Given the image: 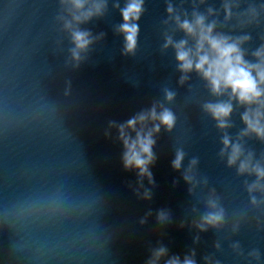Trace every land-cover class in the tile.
<instances>
[{
    "label": "clouds",
    "instance_id": "9594fccd",
    "mask_svg": "<svg viewBox=\"0 0 264 264\" xmlns=\"http://www.w3.org/2000/svg\"><path fill=\"white\" fill-rule=\"evenodd\" d=\"M167 16L161 21L162 25H174V29L182 32L184 38L173 39L171 34L165 32L162 50L171 47L175 53L177 70L181 73L179 83L183 85L190 79L189 74L195 72L205 83L209 94L217 98L215 101H206L201 105L202 111L214 122L216 128L222 133L218 156L226 161L228 168H235L237 176L255 177L249 182L244 180V188L248 194L249 203L254 207L264 205V199H258L256 193L264 196V153L257 159L254 150L246 148L245 139L255 138L264 144V35L260 36L261 43L251 51L252 59H248V51L244 47L252 42V35L248 32L233 34L235 26L229 28L235 20L236 26L241 29L252 25L259 26L261 16L264 14V2L255 0H221L220 8L209 6L200 11V6L208 0H190L192 10L189 12L183 7L185 0L174 5L172 0H165ZM247 3L242 11V5ZM67 5L71 19H64V29L70 34L73 47L69 49L71 61L78 67L83 53H86L95 40L101 39L93 36L91 31L83 30L79 25L87 23L94 18H102L108 10V0H61ZM113 7L118 9L122 23L115 26V31L123 36L124 55H135L140 33L139 21L144 15L145 0H124L121 7L120 0H115ZM221 14L223 18L221 19ZM223 29H229L224 31ZM191 41V43H190ZM164 99L172 103L176 93L168 88L163 90ZM226 97V99H222ZM244 109L240 119L244 125L235 138L228 132L234 127L231 117L235 107ZM159 109V110H158ZM151 123V127L148 124ZM177 125V116L173 110L165 107L163 103H154L147 110L142 111L119 125V139L122 141L123 166L127 169H137L140 177H147L152 182V173L149 165L155 160L153 147L156 143L154 136L163 128L172 132ZM134 133V136L132 135ZM184 149L178 148L175 159L172 161L173 169L179 171L186 157ZM198 157H192L184 171L183 179L192 187V192L199 184L208 185L206 176L198 179ZM146 198L148 194H145ZM205 211L195 227L200 232L211 229H220L226 223V210L221 197L215 188H211L204 200ZM158 220L163 223L168 215L159 213ZM233 232L239 231V225L233 226ZM196 237L194 242H198ZM220 249V244L215 245ZM231 248L237 255H242L239 242L233 243ZM167 255V249L160 247L154 250L148 264H158V261ZM195 250L185 255L171 256L165 264H197ZM249 256L259 260L260 253L253 249ZM206 264H220L210 256L205 258Z\"/></svg>",
    "mask_w": 264,
    "mask_h": 264
}]
</instances>
